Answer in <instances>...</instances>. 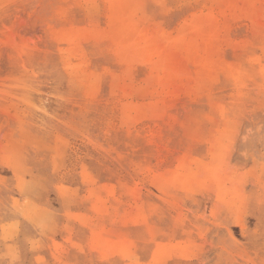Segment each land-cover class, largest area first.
Returning <instances> with one entry per match:
<instances>
[{"label": "rangeland", "instance_id": "1", "mask_svg": "<svg viewBox=\"0 0 264 264\" xmlns=\"http://www.w3.org/2000/svg\"><path fill=\"white\" fill-rule=\"evenodd\" d=\"M0 264H264V0H0Z\"/></svg>", "mask_w": 264, "mask_h": 264}, {"label": "bare ground", "instance_id": "2", "mask_svg": "<svg viewBox=\"0 0 264 264\" xmlns=\"http://www.w3.org/2000/svg\"><path fill=\"white\" fill-rule=\"evenodd\" d=\"M172 122V121H171ZM142 214V213H141ZM109 217V216H108ZM107 220V219H106ZM194 232V231H193Z\"/></svg>", "mask_w": 264, "mask_h": 264}]
</instances>
